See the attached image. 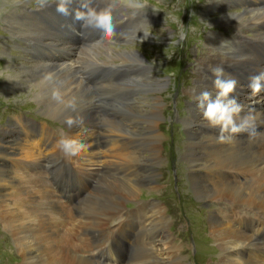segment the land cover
Segmentation results:
<instances>
[{
  "label": "bare ground",
  "instance_id": "bare-ground-1",
  "mask_svg": "<svg viewBox=\"0 0 264 264\" xmlns=\"http://www.w3.org/2000/svg\"><path fill=\"white\" fill-rule=\"evenodd\" d=\"M104 1L102 0L101 7ZM115 1L109 0L111 4H115ZM240 1L243 3V7L246 6L243 12H229L234 4L231 5L228 0H214L208 2L202 15L205 18H211V15L216 11L218 13L215 16L217 24L224 28L230 26L232 30L236 31V34L233 32L231 37L242 36L244 31L252 32L254 33L253 38L260 39L258 41L264 46V0ZM106 2L108 3V0ZM249 3L257 4L254 8L249 9ZM22 5H24L23 8L20 5V12L24 13L22 16L28 15L26 18L33 20L35 14H30L26 4ZM148 5L149 7L145 10L132 9L129 14L120 17L126 28L122 38L145 40L144 33H148L149 25L154 24L152 20L161 15L153 12V6L150 3ZM121 6L123 5L121 4ZM76 9L84 10L81 8V3L77 4ZM110 11L112 20H118L119 18L114 17L113 10ZM9 24H11L9 34L14 40L17 38L26 43L30 29L19 27L22 24L25 28L37 30L32 32L36 41L44 39L40 36H49L50 32L53 34V38L49 37L55 40L58 36L65 40L69 34L67 31L66 33L62 32L64 28L62 24L45 27L37 24L36 21L33 23L24 18L21 19L19 15H14ZM92 31L96 33V31ZM221 37L222 35L213 34L208 48L209 55L197 61L198 76L194 80L192 89L198 92V95L199 92L212 84V80H208L202 68L204 70L207 68V72L211 73L209 71L211 67L220 66L224 69L227 78L234 74L228 68L234 67L233 71H235L239 67L235 64L241 63L232 61L245 60V57L231 49L228 42L221 41ZM152 38L149 36L146 40ZM94 46L96 45H80L78 43L70 45L66 42L64 48L68 50L69 55L64 58V61L77 63L80 66L78 68H82L83 71L82 69L81 71L86 75L90 71L87 69L83 56L89 55L90 61L97 66L92 70L98 69L97 73L99 69L105 68L98 65L107 64V62L117 60L121 61V64L133 63V66L110 65L113 66L114 74L118 72L123 74V70H126L128 78L117 85L107 84L104 87H99L98 91L102 99L101 109L104 105L109 110L106 113L115 110L117 114L121 112L135 114L134 117L141 126L140 136L136 140V137L122 132L123 130L102 131L104 139L99 135L97 120L95 122L96 117H93L97 111L94 109L89 93L90 88L79 78L75 65L72 66L73 63L53 66L37 64L39 67H35L36 63L33 61L27 65L18 63L21 67L9 69V79L23 78L27 76L26 74L34 76V73H41L40 78H37L39 80L37 85H28V89L33 90L34 94H32L35 97L45 101L41 102L44 110L50 113V115L47 114V117L64 124L68 128L67 138L79 141L83 144V148L78 155L69 157L66 162H63L60 159L61 151L53 145L55 134L49 127L42 126L38 127L36 131H31L28 126L22 125L21 132L24 134V138L15 144L3 143L2 145L3 155L8 156L9 154L10 161L4 166L1 164V169L4 171L0 170V218L5 220V226L9 227L10 236L22 257L23 264H179V251L175 250L168 242L169 235L166 234L164 240L160 234V231H165L169 224L160 205H151L147 211L145 209L146 214H142L137 220L138 227L133 228L137 229L141 235L139 244L136 242L135 245L137 253H132L130 257L127 252L123 251V246L129 244L127 235L131 226L127 225L125 220L132 219V217L128 210L127 216L119 215L125 210L124 202L136 200L140 196L141 188L137 181L142 174L138 169L144 165L140 156L142 151L146 154L147 151L149 152V157H145V159L146 161L148 159L150 167L156 168L162 163L160 144L163 137L157 131L161 115H157L161 114L163 103L156 94L162 90L164 85L154 74L151 76L150 72L155 68L145 62L139 51L121 50L115 46H108V44L101 45L106 55L104 59H100L101 48L85 49ZM20 49L25 52L21 46ZM208 60L210 63L207 62ZM246 61L250 63L247 58ZM251 66L256 68L258 73L264 71L262 63H255ZM119 80L121 79L114 77L111 81L114 83ZM100 82L104 83L102 80ZM103 89H106L107 92L103 93ZM141 94L144 96L142 101ZM145 94H148V97ZM120 95L123 97H119ZM132 96L135 99H132ZM191 97L196 100V97L192 95ZM125 101H127L128 107L120 109V104ZM261 101L264 104V98ZM132 102H134V108ZM139 104L140 106H138ZM142 106H146L145 110H141ZM195 112L196 110H194V114ZM194 114L191 109L189 116L191 119L184 120L187 139L186 151L182 159L187 166V179L191 182L190 188L192 187L194 197L203 204L210 202V204L218 205L226 202L235 208L233 214H231L232 208L227 211L216 210L210 218V232L221 252L220 264H264V116L253 103L247 104L246 107H243L240 117L237 118V123L244 130L252 129L253 132H246V137L236 134L230 141L221 143L217 139L218 132L203 126L202 122H196L197 116ZM69 117L75 120V124L71 128L65 123ZM109 118H106L105 121L103 119V122H106V127L121 126V123L112 121L110 123ZM8 128L9 134L12 133L10 125ZM99 136L103 140L102 143L97 144L95 141ZM116 136L120 139L115 140L118 138ZM48 142H50V148ZM97 146L106 148L100 152L97 150ZM153 162L156 164L152 165ZM47 163L54 174V169L59 171V168L63 166V171L56 174V183H47L48 181H45L43 176L37 175L38 172L46 168ZM117 170L128 174L124 177L119 173L125 181L114 174ZM151 172L150 178H154L157 172L155 173L153 169ZM73 175L83 177L84 182H89L100 175L101 177L96 185L99 189L95 188L82 203L70 207L67 204L75 200L71 198L73 189L66 180L74 181ZM80 196V192L76 193V197ZM65 198H68L67 204L61 202V199ZM246 212L255 214V217H251ZM110 222L117 223L111 230L112 235L118 238L116 249L107 247V242L104 240L106 236L111 235L108 230ZM252 224L251 233L250 226ZM159 238L161 243L167 244V253L159 248ZM259 238L263 242L262 244L258 243ZM165 254L169 257H165Z\"/></svg>",
  "mask_w": 264,
  "mask_h": 264
},
{
  "label": "rangeland",
  "instance_id": "rangeland-1",
  "mask_svg": "<svg viewBox=\"0 0 264 264\" xmlns=\"http://www.w3.org/2000/svg\"><path fill=\"white\" fill-rule=\"evenodd\" d=\"M51 1L52 0H0V140H1L0 170L1 171H4L3 169H1L2 165L4 166L6 163L10 161L9 154L8 156L3 155L2 145L3 143L15 144L16 142L21 141V138H24L21 132L22 125L28 126L29 129L33 131L37 130L38 127L40 126L49 127L52 130V133L56 134L55 139H57L58 141L62 138H67L68 136L67 133L68 128H66V126H64V124L60 123L58 120H53L47 117V114L50 115V113L44 110V106L42 102L45 101L35 97L33 95L34 94L33 90L32 89L29 90L27 87L28 85L36 86L39 81L37 80V78H40L41 73L39 72L34 73V76L33 74H26L27 76H24L23 78L9 79L10 77L9 69L11 68L17 69L21 67L20 65H18V63L19 64L23 63L27 65V63L33 61L36 63L35 67L36 66L39 67V65L53 66V65L64 64V61L62 59L63 56L61 55V52L64 50V43L66 42L65 40L58 38L57 40L52 39L53 34L51 32L49 33V36L52 38H50L48 35L40 36V37H44V39L36 41L34 36L32 35V32H36L37 30H34V28L33 29L25 28L23 24L22 26L19 25V27H21L22 29H27V30L30 29L29 30L30 33L27 34L29 36L26 37L27 43L24 41H19L17 38L16 40H14L11 34L9 35L7 33L10 32V27H11L9 21H12L14 15H19V18L21 19L23 18L25 19L28 16V15L25 17L22 16L24 15V13L20 12L21 10L20 5L21 8L23 6L22 4H26V8L28 9H30V7L32 9H39V7H41L43 3L51 2ZM211 1L214 0H189V1L188 0H148V3H150L153 7L158 9L159 12L157 13L161 14L158 18H154L152 20V23L154 24L150 25L151 28L148 27L149 28L148 33H151L150 37L153 38L149 39L148 41L146 39L139 40L135 38L134 40L131 39L122 44L121 43H116L115 45L108 44V46H113V47L115 46V48L121 50L126 49V50L139 51L145 62H147L149 65H152L153 68H155L152 70V72H150L151 76L152 74H154L157 78H159V80H161V82L164 85L162 90L156 94V96L160 99L161 103H163L161 114L157 115V116L161 115V119L159 120L157 131L163 137L162 142L160 144V151H161L160 153L163 159L162 163L161 165H158L156 168L150 167L148 159L147 161L145 159V157L147 158L149 157V152L147 151L146 154L145 152L142 151L140 156L144 165H141L142 167L138 169L142 174L140 175L141 177L139 176L138 179L139 181H137V184L141 188L140 196L136 200H130L128 202H124L125 210H123L119 214V215L125 214L127 216L129 211V214L132 217V219L130 218L129 220H125V222L130 223L129 225L131 226L128 229V235H127L129 239V244L128 246L126 245L123 246V251L125 253L127 252L129 257L131 256L132 253L134 254L137 253V249L135 248V245L136 242L139 244V237L141 235V233L137 231V229H134L133 227H138L137 220L140 218L142 214L143 215L144 213L146 214V211L149 209L151 205L158 204L162 207L163 212L165 213L169 222L166 230L160 231L161 237H163V239L165 240L166 239L165 237L169 235L170 239L168 242L171 243L172 247H174L175 250L179 251V256H180L179 264H220L219 257L221 255V252L219 246L218 247L216 246L215 240L210 232V218L213 212H215L216 210L223 209L227 211L228 209L232 208L231 214H233L235 208L233 206L231 207L230 204L226 202H222L218 205L216 203L215 204L212 203L213 204L212 205L210 204V202H207V204H203L199 202V200L196 197H194L192 187L190 188L191 182L188 181L187 179V175H188L187 166L182 159L184 152L186 151L185 143L187 139L186 126L184 124V120L188 121L191 119V117H189L190 110L193 109V114H194V110H196L194 114L197 116L195 118L196 122L197 121L202 122L203 126H205V124L207 123L202 117V110L198 109L197 107L194 108L197 101L193 100V98L191 97V95L193 97H197L198 95V92L193 91L192 89L194 87V80L198 76V73L196 71L197 68L196 66L198 65L197 61L200 58H206L205 56L209 55L208 48L210 45V38L213 36V34L214 35L223 34L222 36H224V38H227L230 37L233 33L232 27L227 26L224 28L223 26L221 27L220 25L217 24V20H216L217 17L215 16L218 13L216 11L214 12L215 14L211 15V18L213 20L209 17L207 18L203 17L202 13L204 12L205 6L208 4V2ZM228 1L231 2L230 3L231 5L234 4L233 7L230 8L229 12L236 11L235 13H240L243 12L244 8H246V6L243 7V3H240L241 2L240 0H228ZM54 2H60V0H54ZM256 4L257 3H249L248 8L249 9L254 8ZM192 5L194 7V10H192ZM102 7H103L102 9H106L107 7L110 10H113L112 12L114 13V17L117 19L118 18L121 19L120 17H124L125 15L129 14L132 10L130 8L124 9V7L121 6L118 0L115 1V4H111L109 0L107 3L105 0L104 5ZM122 10L123 12H121ZM168 14L174 15L175 17L181 19L182 23L184 17L186 20L190 15L192 16L193 14L194 16L191 22L192 27L190 26L189 30L183 24L182 30L185 34L184 37L186 38L188 34V38H189L188 41L189 47L186 48L185 54L184 53L179 54L180 51L178 52V48L180 50L181 43L183 41V40L180 41L178 36V33L181 31L180 25L173 23L171 20H169L168 23L166 24L165 18L166 15ZM35 18H37L34 20L37 22V24L48 27L49 26L48 22L50 21V19L53 18V16L48 14H40L39 16H35ZM34 21L32 22L34 23ZM216 24L218 25V27ZM64 31L66 33L65 28H63L62 32ZM229 33H230L229 36H225ZM245 33L249 35L248 32L244 31L243 34ZM32 37L34 41L31 40ZM172 37H173V42H172ZM91 43L92 45H96V46L85 49H98L103 47L101 45L95 44V41L93 40L91 41ZM144 45L147 46L145 47ZM20 46L21 48L25 49V52H23V50L20 49ZM101 50L102 51L99 58L104 59L106 54L104 53L103 48H101ZM7 55H9L10 57H8ZM166 55H171L172 56L171 60H169L166 57ZM88 56L86 57L83 56V60L87 65V69H89L88 71L91 72L93 71L92 68L95 69L97 68V66L93 65L94 62H91ZM59 58L62 60L59 61ZM207 62L210 63L209 60ZM69 64L70 63H68V65ZM112 64L113 65L117 64L120 66L121 65L133 66V63L121 64V61H117V60L113 62H107V64L98 65L105 67L102 68L104 76L100 80L107 79L109 81L107 82L103 81L104 83H102L99 80L97 88L104 87L107 84L117 85L118 83H122V81L125 80L124 75L127 74L126 73L127 71L123 70L122 73L124 75L121 74V72L120 73L118 72L115 75L117 74L119 76L123 75L124 79L114 83L111 81L114 77L117 78V76L113 75L114 74L112 70L113 66H110ZM251 64H255V62ZM73 65H75L76 72H78L77 74H79V70H81L82 68L81 69L78 68L80 66L75 62L72 64V66ZM233 68H228V69L231 72H233V70L235 69ZM20 69L23 70V68ZM202 70L203 72L205 71L204 73H206L208 80H211L212 74L207 72V68H205V70L204 68H202ZM253 70H256V68H254ZM109 72L113 73L111 74L113 76H109L106 74ZM180 72L182 73V75L178 76V73ZM171 73H174L175 75H170ZM80 76L81 74H79V78ZM84 81L86 82V85H88V87L91 86V83H87L86 80ZM239 86L245 88V85L242 86V84L240 83H238V87ZM25 87L27 88V90ZM206 89L212 93L213 97H215L216 90L214 89L213 84L209 85ZM105 90L106 89H103L102 92L103 93L107 92V90L106 91ZM242 93L243 92L241 91L236 92L235 99L240 105L246 107V105L248 104L247 99L239 100ZM90 96L92 100L95 98V95L93 94H90ZM145 96L148 97V94H145ZM119 97H123V95H120ZM142 97L144 98V96L141 94V101L143 99ZM132 99L135 98L132 96ZM126 102L127 101L120 104V109L128 107V104ZM175 105H177V109H178V113L176 115H174L175 113L174 110L176 108L174 107ZM132 106L134 108V102H132ZM138 106H140V104ZM96 107L98 108V103H96ZM255 107L258 111H260V107L258 105H255ZM145 108L146 106L143 107L141 110H145ZM107 110L108 109L105 108V106L103 105V109L96 110L99 113L98 114L96 112L97 116L93 114V117H96L95 122L97 120V130L99 131L98 133L101 137H102V131L108 132V130H113V131L123 130L122 132H125L128 135L131 134L132 136L136 137V140L138 139V137L140 136L141 126L139 121L135 119L134 117L135 114L131 115L125 112H121L117 114L115 110H110L109 113H106ZM106 118L110 119V123L112 122L114 123L117 122L118 124L121 123V126L115 127V125H113L112 126L113 129L110 126L106 127V122H103V119L105 121ZM9 125L11 126L12 129V133L10 134L8 128ZM100 136L95 141V143L97 144L102 143L101 141L104 139V137H102L103 138L102 139ZM55 139L53 140V145L57 146L58 141ZM116 139H120V138L118 137L115 138V140ZM48 144L50 148V142H48ZM105 148H103L102 146L100 150L102 151ZM56 149L60 150L58 146ZM97 150L100 151L98 148ZM60 159L63 162H66L69 159V157H65L61 152ZM151 164L153 165L156 163L153 162ZM152 169L155 173L156 172L158 173V174L156 173L154 178H150V175L152 174L151 172ZM44 170L42 169L41 172L37 173V175L43 176L45 181H48L47 183H51L54 179L53 177L56 178L57 177L56 174H59V172L63 171V166L59 168V171L54 169L55 170L54 171L55 174H54L53 170L49 167L47 163V166L46 168H44ZM119 173H121L124 177L128 175L118 170L114 172V174L120 177ZM108 174L110 175L109 172ZM73 176H74V181H71L69 179H67L66 181L68 185H71L72 189L79 190L82 192V195L79 198L74 199L77 205L79 203H82V201L88 196V194L92 192L95 188L99 189V187H97L96 185H98L97 183L99 182L101 175L95 177V179L89 180V182H84L85 180L83 179V177L79 175H73ZM120 179L124 180L123 177H120ZM118 190H120V187H118ZM65 200L68 201V198H66ZM67 205L70 207L74 206L72 202L68 203ZM142 211L144 212L142 213ZM246 214H250V213L246 212ZM250 215L251 217H255V214H250ZM0 221H1L0 222V264H23L22 257L19 255L18 249L15 246L13 238L10 236L9 227L5 226V220H1L0 218ZM116 224L110 222L108 230L111 232V230L114 228ZM3 227L4 229H2ZM252 227L253 224L250 226L251 233L253 230ZM111 236H113L112 232L111 235L106 236L105 237L106 239L104 240L108 242L109 239L112 238ZM259 240L260 238L258 239V241ZM158 244H159V248H162V250H164L167 253L166 251L168 247L167 244L161 243L160 238ZM196 251H197V255L195 256ZM166 256L168 255L165 254V257Z\"/></svg>",
  "mask_w": 264,
  "mask_h": 264
},
{
  "label": "clouds",
  "instance_id": "clouds-1",
  "mask_svg": "<svg viewBox=\"0 0 264 264\" xmlns=\"http://www.w3.org/2000/svg\"><path fill=\"white\" fill-rule=\"evenodd\" d=\"M73 2L74 0H60L57 4L56 11L64 16L71 15L68 5H71ZM118 2L136 11L145 10L149 7L148 0H118ZM81 8L84 10H77L73 18L75 21L81 22L82 30L91 29L101 31L106 35L112 34L114 27L109 8L97 10L95 7L89 5L88 0H83ZM152 10L153 12H159L155 7H152ZM169 20L180 25L181 31L178 33V36L179 40L182 41L185 34L182 30L183 23L181 19L168 14L166 15L165 23L167 24ZM144 34L145 39L151 36V33ZM166 57L169 60L172 58L171 55H166ZM209 71L212 74L211 80L216 90L215 97H213L212 93L207 89L199 92V95L196 97V107L202 110V117L207 122L205 127L216 130L218 132L217 139L221 143H224L230 141L234 135L244 130L241 125L237 123V118L240 117L243 106L240 105L235 98H232L239 82L232 76L226 78L224 69L220 66L211 67ZM170 75L175 74L171 73ZM248 87L251 90L252 97L258 95L261 90L264 89V71L250 76ZM65 123L71 128L75 124V120L69 117ZM57 146L65 157L76 156L81 148H83L82 143L71 138L60 139L57 142Z\"/></svg>",
  "mask_w": 264,
  "mask_h": 264
}]
</instances>
